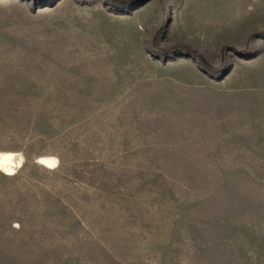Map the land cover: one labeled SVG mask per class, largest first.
Here are the masks:
<instances>
[{
  "label": "rangeland",
  "instance_id": "rangeland-1",
  "mask_svg": "<svg viewBox=\"0 0 264 264\" xmlns=\"http://www.w3.org/2000/svg\"><path fill=\"white\" fill-rule=\"evenodd\" d=\"M9 151L0 264H264V0H0Z\"/></svg>",
  "mask_w": 264,
  "mask_h": 264
},
{
  "label": "clouds",
  "instance_id": "clouds-1",
  "mask_svg": "<svg viewBox=\"0 0 264 264\" xmlns=\"http://www.w3.org/2000/svg\"><path fill=\"white\" fill-rule=\"evenodd\" d=\"M13 154H0V169H3L4 172L10 173L13 167H20L19 164L14 165L13 160L15 159ZM36 163L41 165H47L49 169H53L58 166L59 160L57 157H45L38 158Z\"/></svg>",
  "mask_w": 264,
  "mask_h": 264
},
{
  "label": "bare ground",
  "instance_id": "bare-ground-1",
  "mask_svg": "<svg viewBox=\"0 0 264 264\" xmlns=\"http://www.w3.org/2000/svg\"><path fill=\"white\" fill-rule=\"evenodd\" d=\"M0 154H13V155H15L16 158L13 160V164L14 165H16V164L20 165V167H18V168L17 167H13L10 173L4 172L3 169H0V173H3L6 176H14V175H16L18 173V171L22 168V166H23V164L25 162L24 156L21 153L10 152V151L9 152H0ZM47 157H52V156H47ZM40 158H45V157H40ZM42 166L48 168V166L46 164L42 165Z\"/></svg>",
  "mask_w": 264,
  "mask_h": 264
}]
</instances>
